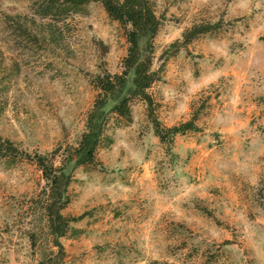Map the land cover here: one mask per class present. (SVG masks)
Segmentation results:
<instances>
[{
  "label": "rangeland",
  "instance_id": "374dc122",
  "mask_svg": "<svg viewBox=\"0 0 264 264\" xmlns=\"http://www.w3.org/2000/svg\"><path fill=\"white\" fill-rule=\"evenodd\" d=\"M162 25L148 105L107 116L86 166H69L60 264H264V0H150ZM0 0V264L57 253L36 155L61 166L87 132L96 79L120 74L127 30L100 2ZM210 29L185 42L194 27Z\"/></svg>",
  "mask_w": 264,
  "mask_h": 264
},
{
  "label": "trees",
  "instance_id": "16d2710c",
  "mask_svg": "<svg viewBox=\"0 0 264 264\" xmlns=\"http://www.w3.org/2000/svg\"><path fill=\"white\" fill-rule=\"evenodd\" d=\"M65 2L70 6L69 9L91 2H100L113 20L126 28L130 27L126 34L129 47L120 74H106L97 77L96 87L99 93L88 115L87 132L83 135L79 147L73 149L72 157L59 167L48 163L44 156L34 157L35 163L40 167L50 186L46 212L53 244L58 250L57 253H52L48 259L39 264L61 263L65 252L59 239L66 235L71 222L80 219V217L68 219L61 214L69 203L67 190L72 180L69 166H86L95 160V151L110 113L129 117V102L136 98L145 101L148 105L149 116L155 126V135L162 143L172 142L174 136L196 128L192 120L172 128L161 127L155 117L154 102L148 91L159 81V73L153 70V45L162 21L156 16L150 0H65ZM209 29V26L194 27L185 34V42L191 41ZM17 154L18 150L14 144L0 137V157Z\"/></svg>",
  "mask_w": 264,
  "mask_h": 264
}]
</instances>
